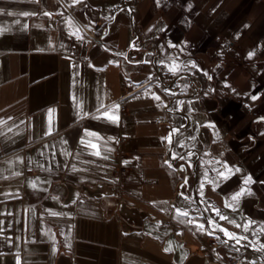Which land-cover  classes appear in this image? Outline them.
<instances>
[{"label":"crops","instance_id":"1","mask_svg":"<svg viewBox=\"0 0 264 264\" xmlns=\"http://www.w3.org/2000/svg\"><path fill=\"white\" fill-rule=\"evenodd\" d=\"M236 256L264 262V0H0V264Z\"/></svg>","mask_w":264,"mask_h":264},{"label":"rangeland","instance_id":"2","mask_svg":"<svg viewBox=\"0 0 264 264\" xmlns=\"http://www.w3.org/2000/svg\"><path fill=\"white\" fill-rule=\"evenodd\" d=\"M182 164V163H181ZM186 165V164H185ZM186 167H187V171H190V166L187 164L186 165ZM125 172V175H122L121 173L122 172ZM179 179H180V181L182 182V185H183V187L185 186V184L189 181V179H187L186 178V175L183 173V169L182 168H180L179 170ZM118 177L120 178V179H123L126 175H127V170L126 169H124V168H120L119 170H118Z\"/></svg>","mask_w":264,"mask_h":264},{"label":"built area","instance_id":"3","mask_svg":"<svg viewBox=\"0 0 264 264\" xmlns=\"http://www.w3.org/2000/svg\"><path fill=\"white\" fill-rule=\"evenodd\" d=\"M89 36H91L90 35V33H88V32H86ZM92 37V36H91ZM93 40L94 41H98V39H95V38H93ZM122 175H125V172L123 171L122 173H121ZM215 246V243L214 242H209L208 243V247L209 248H213ZM242 258L241 257H239V256H236V257H231V258H229L227 261H226V264H241L242 263Z\"/></svg>","mask_w":264,"mask_h":264},{"label":"water","instance_id":"4","mask_svg":"<svg viewBox=\"0 0 264 264\" xmlns=\"http://www.w3.org/2000/svg\"><path fill=\"white\" fill-rule=\"evenodd\" d=\"M197 172V171H196ZM196 175V180H197V173L195 174ZM194 194H195V197H194V202H195V204L199 207V209L201 210V212L203 213V214H205V210H204V208H203V206H202V204H201V202L199 201V199H198V197H197V195H196V192H194ZM252 252L254 253V254H257L256 253V251H254V250H252ZM253 262H255V261H253ZM263 264H264V262H262Z\"/></svg>","mask_w":264,"mask_h":264},{"label":"snow or ice","instance_id":"5","mask_svg":"<svg viewBox=\"0 0 264 264\" xmlns=\"http://www.w3.org/2000/svg\"><path fill=\"white\" fill-rule=\"evenodd\" d=\"M77 2H78V0H77ZM157 99H159V97H157ZM234 199H235V197H234ZM220 218L221 219H225V217H223V216H221Z\"/></svg>","mask_w":264,"mask_h":264}]
</instances>
